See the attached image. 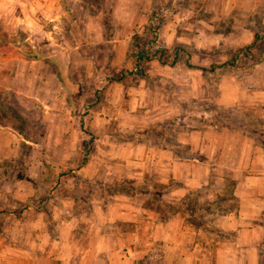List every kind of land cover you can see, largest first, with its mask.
<instances>
[{"label":"crops","instance_id":"1","mask_svg":"<svg viewBox=\"0 0 264 264\" xmlns=\"http://www.w3.org/2000/svg\"><path fill=\"white\" fill-rule=\"evenodd\" d=\"M30 1L32 13L42 14L40 18L37 16L40 20L32 18L33 28L29 26L28 29L38 36L32 39L31 48L37 50V45L38 51L45 55L34 62L43 69L41 79L54 80V86L50 88L42 79V88L49 92L47 94L57 106L45 101L46 96L43 98L40 93L32 92L30 95L46 111L49 107L68 105L66 89L47 58L55 56L70 72L69 62L73 56L89 59L91 63L99 56L96 52L88 56L83 50L85 46L90 45L101 52V46L112 43L109 61L104 62L103 54L104 59L98 58L102 65H97L98 69L93 66L87 75V78L92 75L96 78L92 90L88 89L87 95L79 96V102L87 96L92 97L90 102L94 105L89 114L95 117L97 113L96 118L100 116L104 123L88 127L96 140L102 139L94 145L87 162L71 170L78 178L77 183L94 180L110 184L116 180L141 181L151 177L168 186L163 194L166 202L176 203L188 193L200 190L197 196L200 205L220 200L230 184L231 191L226 200L232 202L233 207L214 217L211 225L214 231L187 222L179 212L162 219L142 200L126 194L111 195L107 203L100 195V201L92 205L89 214L84 211L67 213L56 204L49 209L33 210L24 203L32 198L37 180L44 175L46 166L51 165V146L58 145L51 138L48 121L42 140L49 145L44 146L24 139L13 127L0 124V159L18 156L23 143L30 146L25 164L26 177L14 180L10 195H0V205H6L9 196L13 204L23 205L22 211L9 209L0 213V264H136L157 248L161 250L160 264H259L260 246L264 241V146L254 140L249 129L244 126L181 131L176 136L177 141L196 154L182 159L176 158L172 149L162 147L152 139L116 141L114 136L103 131L110 121L120 122L118 116L123 114L132 128L124 131L143 130L180 116L185 100L199 97L191 93L180 98L177 92L173 93L172 83H163L162 74L172 71L174 66L162 65L156 59L149 63L148 78L130 74L121 81H108L105 77L106 71L121 74L122 67L132 65L127 60L131 38L135 32L144 31L146 13L152 0H103L101 11L107 12L111 19V39L105 37L101 12L96 16L90 14L82 0ZM201 6L213 16H218L238 6L255 8L256 0H203ZM184 9L187 14L193 10L191 6ZM188 16L183 13L181 19ZM169 21L172 23L167 22L160 31L165 44L182 39L178 34L180 28L171 26H177L180 19ZM243 35H246V41L242 44H249L253 39L252 32L242 28L239 36ZM41 45H49L51 49H39ZM191 63L194 64L193 57ZM102 68L106 71H101ZM187 69L190 74L194 71ZM234 74L220 79L215 105L235 111L250 105L252 110L240 111L255 113L264 124V61L244 75ZM174 85L177 87L178 84ZM186 86L189 89L192 85L186 83ZM205 87L202 88L203 93ZM61 90H65L66 96L61 94ZM79 105L84 106L82 102ZM69 139L66 138L64 143L71 144ZM110 139L119 144L117 150L121 153L118 159L114 158L111 146L100 145V142ZM78 146V150L74 145L72 151H67L63 142L59 145V151L66 154L65 163L77 159V155L81 158V146ZM38 150L45 154L43 160L30 161ZM24 187L27 188L25 193L22 191Z\"/></svg>","mask_w":264,"mask_h":264},{"label":"rangeland","instance_id":"2","mask_svg":"<svg viewBox=\"0 0 264 264\" xmlns=\"http://www.w3.org/2000/svg\"><path fill=\"white\" fill-rule=\"evenodd\" d=\"M95 1L98 4L104 5L102 0ZM202 2L203 0H186V3L189 4L193 10H191L189 14H187L185 9H180L176 12L177 15H174L172 19H180L179 24L182 26L179 24L177 26L171 24V26L173 25V28H180L178 34L182 39H175L172 43L166 44L168 47L176 45V43L184 44L187 48L186 50L192 53L191 59L193 57L194 65L205 67L211 64L216 66L222 65L223 63H228L231 55L245 45L242 43L246 41V35L241 37L239 35L242 32V28H245L246 24H248L257 30L261 37L253 48V55L254 57H264V27L261 25L264 13V0H256L255 8L248 9L238 6L227 14H220L218 16H213L212 13H208L205 8L201 6ZM32 10V2L30 0H0V124L12 126L11 122L14 121L15 124H19L21 128L26 127L29 135H32L34 139L36 138L38 140L39 146H44L49 145L48 143L44 144L45 140H42L43 129L45 128L46 121H48L51 138L58 145L56 147L51 146V157H49V159L52 161L50 162L52 166L49 165L44 175L39 177L36 182L34 195L24 204L28 203L33 210L49 209L56 204L57 208H63L67 213L84 211V213L89 214L88 212L91 211L92 205L96 204L98 200L100 201L101 194L104 203L110 201L108 191L105 189L104 191L99 190L86 181L77 183L78 178L71 170L75 169V167L81 163L85 149L90 145V150L87 153L88 159L90 158L89 155L94 145L96 146L98 144V139H102L98 138L96 140L94 135L93 138L90 136V131L88 130L89 125L95 124L101 126L104 122H102L103 119H101L100 116L98 119L96 118L98 116L97 113H95V117H93L92 114H89L90 109L86 110V108H84L87 105L93 104L90 102L92 99L91 96H87L77 103L78 105L82 102L84 106L79 105V107H75L74 100L78 98L79 93L84 92V94L86 93L87 95L86 90H92L93 80L96 78H93L95 77L94 75L88 76L87 78V75H90L89 73L91 69H94V65H102V62L98 60V58L104 59L105 55L104 62L107 61L106 55L109 53V43L100 47L101 52H98V50L96 51L95 48H91L90 45L85 46L83 49L88 56L93 55L95 52L99 53V56L94 60L96 64L91 63L89 59L79 56L70 58V80L72 81V76L74 81H79V83L81 82L84 86L81 88V91L76 90V86H71L69 88L70 90L66 91L67 96L65 90H61V94L67 97L68 105H64L62 108L49 107L46 111V108H42L41 103H38V100H33L34 97L30 95L32 92L36 94L40 93L43 98L46 96V98H44L45 101H50V103H53L52 105H54V107L57 106V104L52 101L51 96L47 94L48 91L45 92L42 88V79L50 88L54 86V80L50 78L45 79V77L41 79L43 69L39 64H35L34 61L37 59H34L30 54L31 46L34 42L32 39L38 36L32 34V30L29 31L28 29L29 26L33 28L32 18L40 20L37 19V16L40 18L42 15L36 14V12L32 13ZM183 13L185 17L189 15L188 18L181 19ZM182 21L186 22H184V26ZM168 22L172 23V21ZM34 27L37 28V26ZM61 31L62 30H60V32ZM53 46L56 49L58 48L56 45ZM44 47L45 50L47 49L46 47L51 49L49 45ZM44 47L41 45L39 49L44 50ZM36 49L38 50L37 45ZM239 63H242L243 67H246L249 63H252V61L241 55L239 57ZM225 66L227 65L225 64ZM98 68L97 66V69ZM103 69L104 68H102L101 71H103ZM243 70L242 68L238 70L240 76ZM190 73L191 72H188L184 59H181V62L177 63L172 71L167 70L162 74L163 83H167V85L172 83V92H177L180 98L191 95V93H195V96L199 95V97L194 98L197 100L199 107L213 105L210 98L214 97L220 79L227 74L235 75L233 73H224L223 70L218 68L211 77L206 79L202 77V71L199 69H194L192 74ZM172 77H177V79ZM99 79L100 78H98V80ZM174 83L178 84L177 87H175ZM186 83H190L193 89L191 86L189 90ZM40 84V88H37ZM206 85L209 86L208 92L206 89L203 93L202 88ZM207 94H209V96H207ZM241 109L252 110V107L248 105L239 110H234V112L243 114L244 111H240ZM4 111L11 115L8 114L11 119L9 122L10 124L6 123L9 118L5 117ZM124 116L125 114L118 116L119 119H121L118 123L111 122L113 123L114 129H119V131L123 132V129L130 128V121ZM93 119L95 120L91 121ZM141 124L142 122H139V125ZM66 138L72 140L71 144H65ZM90 139L91 142L87 143ZM62 142L63 148L67 147V151L69 149L72 151L74 145H77L76 148L78 150V144H80L82 150L81 158L79 159L77 155V159L73 158L65 163L64 159L66 154H62L59 151V145L62 144ZM100 145L111 146L113 148L112 150H114L115 159H118L120 156L119 153L121 152L117 150L119 144L114 143L112 139L106 140V142L102 144L100 142ZM44 155L42 150L35 151L30 161H32V159L39 161L43 160ZM27 157L28 155L26 154L25 160L28 161ZM7 162L10 164H6ZM54 162L57 163L55 164ZM25 168L26 166L21 162L17 163L10 160L0 161L1 196L10 195L9 190L11 184L21 173H25ZM22 191L25 193L27 188L24 187ZM9 209H15V211L21 209L20 211H22L23 205L13 204L9 196L6 205H0V213L2 211H8ZM83 224H85V222H83Z\"/></svg>","mask_w":264,"mask_h":264},{"label":"trees","instance_id":"3","mask_svg":"<svg viewBox=\"0 0 264 264\" xmlns=\"http://www.w3.org/2000/svg\"><path fill=\"white\" fill-rule=\"evenodd\" d=\"M84 6L88 9L90 14L96 16V14L101 12L104 19V30L106 39H111V26L109 14L107 12L101 11L102 4L96 3L95 0H82ZM103 1V0H102ZM101 3V1H100ZM104 3V1H103ZM189 4L186 3V0H152L151 6L146 13V24L145 29L142 33L135 32L132 35L130 46L127 52L128 63L132 65H125L121 69V74H113L112 71L106 72L105 77L108 81L115 80L121 81L125 75L132 74L137 78H148V66L149 63L156 59L162 65L175 66L177 63L181 62V59H184L185 65L189 69H199L202 71V77L204 79L211 77V75L216 72V69L223 70L224 73H239L238 70L241 68L243 74L250 72L253 68L264 61V57L258 56L254 57L253 48L256 46L257 42L261 38L258 31L255 30L251 25L246 24L245 28H248L253 35V39L249 44H245L243 47H240L234 52L230 57L228 63H223L222 65L211 64L208 67L197 66L191 63L192 53L187 51L186 46L181 43H176L168 47L161 35L160 31L163 25H165L169 20L173 18L177 11L188 7ZM72 16V14H69ZM102 17V16H101ZM263 17V16H262ZM261 25L262 24L261 20ZM63 30L61 31V33ZM57 35V34H56ZM31 56L34 59L43 58L45 55L42 51L35 50L31 48ZM243 56L244 58L250 59L252 63H249L246 67H243L242 63H239V57ZM112 56V43H109V53H107V59ZM48 63L53 67L56 75L60 79L62 85L65 87L66 91H69L70 87L76 85V90L81 91V88L84 86L79 81H74L69 76L66 65L60 61L55 56L47 58ZM95 63V62H94ZM106 63V62H105ZM96 64V63H95ZM94 67H97L94 65ZM119 72V71H118ZM74 82V83H71ZM76 82V83H75ZM208 85V84H207ZM206 85V91L208 92V87ZM217 91V90H216ZM216 91L214 97L216 95ZM84 92L79 93V96L83 95ZM96 96L98 95L95 92ZM79 96L75 98L74 104L75 107L78 106ZM209 96V94H207ZM214 97L210 98L213 105L199 107L197 100L192 98L185 100L183 103L184 111L183 113L173 119L165 120L151 125L148 128L143 130H133V131H119L118 129L113 128V121H110L106 127L103 128L105 133L115 137L116 141L124 140H136L141 141L143 139H152L156 144L172 149L176 158L182 159L196 154L192 153L188 146L177 141L176 136L181 131H190L193 129H206V128H219V129H230V128H241L246 127L250 130L254 140L264 146V124L257 115L253 112L245 111L243 114L234 112L232 109H225L217 107L214 104ZM98 98V97H97ZM66 97V102H67ZM94 104L87 105L84 108L89 110ZM5 117L9 118L6 123L10 122V114L4 111ZM10 116H9V115ZM111 123V124H110ZM10 124V123H9ZM11 127L16 129L24 139L30 141H38L32 135H29L26 127H20L19 124L11 122ZM90 136L93 138V134L90 133ZM91 138V139H92ZM91 139L89 142H91ZM87 145V144H86ZM85 145V146H86ZM89 145V144H88ZM29 144L23 143L21 146L20 154L16 157L10 159L1 158L0 161L10 160L15 162H21L23 165L27 163L25 160L26 154L28 155ZM90 150V145L85 149L84 156L80 164H85L87 162V153ZM82 152V150H81ZM6 164H10L7 162ZM48 170V166H46ZM25 173H21L18 178H25ZM86 182L92 184L99 190L108 191V196L114 194H126L137 199L142 200V203L150 208L151 210L158 213L162 219H168L174 216L175 213L179 212L183 215L184 219L187 222L193 223L196 226L207 228L208 230L214 231L212 225V220L218 214L225 212L232 208V202H228L226 199L229 198L231 191V185H228V188L223 193V197L220 200L215 202H208L204 205H200L197 200L199 191H192L186 196L181 198L176 203H169L163 199V194L168 188L167 185L155 181L151 177H146L144 180L136 179H122L116 180L110 184H102L99 181L94 180H85ZM102 195V194H101ZM26 206L29 204L26 203ZM262 220L264 223V213L262 214ZM161 261V250L157 248L156 250L150 252L147 256L137 261L136 264H160ZM259 264H264V241L260 246L259 254Z\"/></svg>","mask_w":264,"mask_h":264}]
</instances>
